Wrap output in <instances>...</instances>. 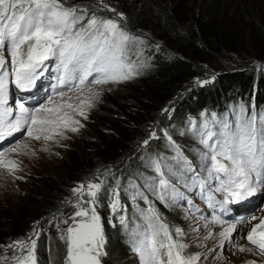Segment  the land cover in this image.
<instances>
[{
  "label": "snow or ice",
  "instance_id": "6c2138e0",
  "mask_svg": "<svg viewBox=\"0 0 264 264\" xmlns=\"http://www.w3.org/2000/svg\"><path fill=\"white\" fill-rule=\"evenodd\" d=\"M101 6L114 11L103 4V0ZM135 43L142 41L126 32L114 19L98 16L95 12L89 15L87 6L69 7L66 0H0V143L25 129L30 139L43 138L46 142L56 140L57 143V137L66 138L65 131H79L83 124L76 117L87 119V110L95 107V102L100 99L102 88L93 86L122 83L139 74L138 68L142 65L130 59ZM136 55H140L139 51ZM51 61H55L57 73L56 83L52 85L53 96L58 99L49 97L46 103L34 109L23 103L13 107L10 87L21 92L32 90L45 75ZM63 88H67V92L60 90ZM68 93H75V96ZM74 99L78 103H73ZM188 131L203 146L199 171L164 130L176 155L145 161V167L155 175L137 173L130 176L123 187L117 180L109 189L107 181L101 180L72 188L74 202L69 198L67 203L75 211L56 223L57 238L66 247L63 264H102V258L108 254L105 250L108 241L98 209L103 206L106 195L113 216L130 236L131 251L139 258V264H196L200 259L198 253L184 254L188 245L178 239L183 235L182 230L175 229L177 238L174 239L145 189L168 207L187 199L177 184L189 191L198 186L201 197L210 207L219 204L225 212L228 205L248 202L257 195L264 198V109L257 111L240 104L233 107L230 114L204 115L199 124L191 121ZM156 138V132L152 131L142 143L147 146ZM27 148V144H18L0 151V167L14 173L18 164L9 155ZM140 159L144 161L145 157ZM200 172H206V176L201 177ZM121 191L134 209L132 226L126 214L127 207L120 201ZM213 192L222 193L223 200L215 201ZM138 199L147 207L140 208ZM120 212L125 214L120 215ZM136 212L143 223L135 222ZM54 220L55 216L49 223ZM244 222L245 218L240 217L220 231L221 248L231 241L232 234ZM108 223L112 224V217ZM213 223L224 225L225 221L214 216ZM62 224L67 227H61ZM38 225L39 222L28 238L7 245L11 256H0V260L5 264H37V239L34 237L41 235ZM211 235L209 232L208 236ZM246 240L252 247H241L240 251L255 252L264 257V219L251 228ZM216 258H220L219 253ZM248 264H255V261Z\"/></svg>",
  "mask_w": 264,
  "mask_h": 264
},
{
  "label": "trees",
  "instance_id": "16d2710c",
  "mask_svg": "<svg viewBox=\"0 0 264 264\" xmlns=\"http://www.w3.org/2000/svg\"><path fill=\"white\" fill-rule=\"evenodd\" d=\"M69 1L66 0V4ZM222 1L103 0V4L114 9L113 12L122 13L130 22L129 29L137 34L144 33L134 28L152 24L154 35L164 44V47H160L161 52L168 48L173 56L165 59L157 52L149 56L152 67L144 75L148 76L146 89L143 92L117 96L114 104L110 103L100 111L99 117H94L92 129L84 131L87 143L83 149L70 150L68 164L60 166L58 174L50 177L49 174H43V178L41 175L40 178H33V188L21 201L9 209L7 205H2L3 210L7 209L0 214V230L8 225L16 227V222L24 223L25 232H0V256L7 257L11 254V250L6 248L10 242L9 237L26 239L39 222L41 235L37 240V264H63L66 247L57 238L56 223L67 219L75 211L67 203L69 198L74 202L72 188L88 181L101 180L107 181L106 187L109 189L117 180L122 187L126 186L130 176L137 173L148 176L145 161L149 156L171 157L166 152L170 147L164 130L194 152L197 145L191 140L197 138L188 131L191 121L198 124L204 115L211 117L212 113L222 116L240 100L247 108L253 102L257 107L264 104V65L255 69V65L246 56L242 57V54L253 55L257 52L256 43L251 41V35L247 31L235 32L227 17V13L232 11L234 20L250 21L247 27L257 37L264 39V27L255 21L262 14H241L240 11L244 12L246 9L243 3L234 4L227 12L230 6L224 7ZM70 4L87 6L89 14L97 12L96 15L101 17L109 11L102 8L101 0H71ZM149 40L155 43L154 39ZM203 81L207 83L201 84ZM132 108H136V115L131 114ZM127 119L128 124L132 122L128 130L122 125H125ZM111 130L125 135L114 150L108 141L100 140L97 136L101 135L100 131ZM152 131L156 132L157 138L143 146L141 143L149 138ZM94 140L101 141L96 142L97 147L93 150L94 157L99 160L97 163H101L99 167L98 164L87 163L81 158L90 153L92 146L88 147V143ZM141 157H145V160L142 161ZM120 199L126 200L122 195ZM108 203L106 195L102 200L103 206L98 209L99 213L108 215L104 223L108 241L105 248L108 254L103 257L105 264H137L127 257V252L131 251L129 242ZM172 215L174 220L179 221L175 211ZM54 216L56 220L49 223ZM110 217L112 224L108 223ZM8 219L13 222H8ZM132 260L134 261V257Z\"/></svg>",
  "mask_w": 264,
  "mask_h": 264
},
{
  "label": "rangeland",
  "instance_id": "374dc122",
  "mask_svg": "<svg viewBox=\"0 0 264 264\" xmlns=\"http://www.w3.org/2000/svg\"><path fill=\"white\" fill-rule=\"evenodd\" d=\"M71 1V0H70ZM70 1L67 2L66 6L71 7L72 4H70ZM222 4H224V7H229L227 12L230 11V8L236 4V3H243L245 4L246 9L244 12L240 11L241 14L244 15H255L261 13L262 16L259 17V20H255L257 23L262 25L264 27V0H226L222 1ZM83 4V3H82ZM83 6V5H82ZM197 6V5H196ZM241 10V9H240ZM93 13V12H92ZM90 13L89 15H91ZM97 14V12H95ZM104 18L108 19H114L116 20L120 27L123 28L126 32L131 34L132 36L139 37L142 43H135L131 47L130 52V59L133 61H136L137 64L142 65V67L138 68V75L134 76V78L127 80L122 83H109L103 86H93V87H99L102 88L101 95L99 101L95 102V107L90 108L87 110V119H84L83 117H76L78 118L81 123L83 124V127L79 129L77 132H70L65 131V137L64 139H61L57 137L58 143L56 140L52 141H44L43 138L40 140H34L30 139L26 135V129L22 131V133H17L14 137L9 138L3 143H0V151H4L8 148L14 147L18 144H27L28 148L25 150H22L17 153H11L9 155V158L15 160L18 164V167L15 169L14 173H9L7 169L0 167V214H2L5 210L2 208L7 205L8 209L12 208L17 204V202L21 201L25 195L28 194V191L33 188L32 179L39 177L43 178L44 176H47L49 174L50 176L55 175V173L58 174V170L60 169V166H63L65 163L68 164V155L71 149L80 148L83 149V146L87 141L85 142L86 133L85 130L92 129V125H94V117H99L101 115L100 111L104 108H107V105L114 104V102L117 101L116 97L120 95H127L129 93L133 94L136 91L143 92L146 89L148 76L144 77V75L150 71L152 67V61L151 58H148L149 56H152L155 52L160 53V55L165 59H170L173 56V52L166 48L163 52H161V46L164 47V44L162 40L157 38V36L154 35V30L152 24H149L145 26L144 28H134L136 31H140L141 33H144L143 35L137 34L136 32L129 29L130 22L127 20L126 17L123 15H117L113 11H107L106 14H102ZM228 22L230 21V25H232V29L237 33H249L251 35V41L256 43L257 52L253 53L251 55L250 53L242 54V57H247L249 61H251L252 65H255V69L262 68L264 65V39L257 37L254 32L249 29L247 26L250 21H247L245 19H238L234 20L235 16L232 14V11L227 13ZM128 21V22H127ZM252 23V22H251ZM145 35V36H144ZM154 39V44L149 38ZM139 51L140 55H136V52ZM250 65V64H249ZM56 67H55V61H51L49 63L48 69L45 71V75L37 82L36 88L38 85L44 80L48 82L49 84H41L39 88L36 90V96L38 97V104H26L27 102L32 101L29 96H26L25 94H22L21 91L14 88V86L10 87V103L15 107L16 103H23L26 107L29 109H34L36 107H39L41 104H44L47 102L49 97H53L54 99H58L53 96V90L52 85L56 83ZM91 79V77H90ZM48 87H44L47 86ZM43 87V88H42ZM33 88V89H34ZM48 88H50L48 90ZM65 92H67V88L60 89ZM68 95L75 96V93H68ZM73 103H78L75 99L72 101ZM243 104V101L240 100L239 103L236 105ZM246 106V105H245ZM110 109L112 107L109 106ZM233 107L229 108L225 113L231 112V109ZM249 109L256 107L253 104L248 105ZM129 112V111H128ZM131 114L136 115V108L130 109ZM223 116V115H222ZM203 118L198 122L202 123ZM128 119L124 124H122V121L119 123L125 126V128L128 130L129 127L132 126V122L128 124ZM128 124V125H127ZM101 135H98L100 140L108 141L110 147L114 150L118 148V145L121 144V139L125 137V135H119L118 133H114L111 131H100ZM172 140L175 141V143L180 147V150L183 152L184 156L187 157L189 161L193 163V166L199 171V166L202 163L201 157H200V151L202 150V145L199 144L198 140L195 139L194 141L191 140V142L194 143V145H197L194 148V152L190 150V148H186L184 144L171 136ZM83 140V141H82ZM94 140L93 142L88 143V147H91L90 153H87V155H83L81 158L86 161L87 163L92 162L93 165L98 164V167L101 163H97L99 160L97 157H94L93 150L97 147L96 142L101 141ZM168 143V140H167ZM143 144V143H141ZM144 146V145H143ZM170 147V146H169ZM196 149V152H195ZM166 152L172 157L176 155V152L170 147L166 149ZM156 157V155H151L148 157L152 158ZM147 159V160H148ZM172 163L175 162L173 161ZM148 176L155 175V173L150 169L147 168ZM44 174V176H43ZM201 177L206 176V172H200ZM40 178V177H39ZM187 179L189 184H191V175H187ZM173 183H176L175 179H173ZM215 183V182H213ZM177 187L181 192L184 193V195L187 197L185 200H179L174 204H170V206L165 207L164 204H162L159 200H157L152 194H148L145 192L146 195H148V198L153 201L156 208L161 214V218L166 223L171 230L173 234V238L176 239L175 236V229L179 228L182 230L183 235L178 237V239L186 243L188 247L185 249V255H192V254H199L200 259L196 262V264H248L249 261H255V264H263L264 263V257H260L259 255L255 254V252H248V251H240L241 247H252L246 240L247 234L250 231V228L247 225L246 217L245 222L240 224L237 228V231H235L232 234V239L230 242H225L224 247L221 248L219 246V233L223 230V226L220 224L213 223V217L214 216H223L226 218L225 214L228 212L230 214H234L235 212H239L241 210L240 207H236L235 205H228V211L225 212L221 209L219 204H216L215 208H212L205 204V199H203L200 195V189L197 186L193 190L189 191L187 188L183 187L182 184H177ZM146 190V189H145ZM147 191V190H146ZM122 196L126 198V200H121V203L126 205L127 207V217L130 222V226H132L133 221V213L134 209L132 207L131 201L128 199V197L123 193H121ZM120 195V198H121ZM206 195V193H205ZM213 196L215 197V201H222L223 200V194L222 193H215L213 192ZM263 199V206H264V198ZM189 201H191V205L189 204ZM214 201V202H215ZM137 203L140 205V208H146L147 205L144 203L143 200H137ZM4 205V206H2ZM255 208L252 210L254 211ZM175 211V214H177V217L179 218V221L174 220L172 212ZM120 215H124V212H120ZM102 217L103 224L105 223V220L108 219V215L105 216L104 214L100 213ZM251 216H248V219H250ZM247 219V220H248ZM262 219H264V209L262 212ZM8 222H13L12 220L8 219ZM119 223V220H117ZM135 222L136 223H143L141 220L139 213L136 212L135 214ZM4 223V222H3ZM14 226L11 228L10 225L2 228L0 232L2 234L11 233L12 231H16L18 233L25 232L24 230V223H16L14 222ZM61 227H67V226H61ZM39 228V227H38ZM105 228V225H104ZM222 228V229H220ZM41 231V229L39 228ZM11 231V232H10ZM106 231V230H105ZM33 232V230H32ZM122 232L127 237V241L129 242L130 236L128 233L124 231L122 228ZM211 232L212 235L208 236V233ZM58 235V233L56 232ZM208 236L207 239L205 237ZM40 237V236H39ZM39 237H34L35 239H39ZM15 240H22L20 237H9V244H11ZM130 246V243H129ZM131 247V246H130ZM211 250V251H210ZM220 254V258L217 259V254ZM128 259L131 260V262H135L139 264V258L132 252H127ZM11 256V254H10ZM10 256H7L10 258ZM132 257H134V261L132 260ZM38 262V259H37ZM106 262L102 258V264H105ZM0 264H5L4 260H0Z\"/></svg>",
  "mask_w": 264,
  "mask_h": 264
},
{
  "label": "bare ground",
  "instance_id": "6f19581e",
  "mask_svg": "<svg viewBox=\"0 0 264 264\" xmlns=\"http://www.w3.org/2000/svg\"><path fill=\"white\" fill-rule=\"evenodd\" d=\"M38 88H39V87H38ZM38 88H37V89H38ZM21 93H22V94H25L26 96L31 97L32 100L35 99V105L38 104L39 101L37 100L36 90H30V91H28V92H26V93H24V92H21ZM31 102H32V101H31ZM235 220H236V218H233V219L231 220V223H234ZM227 224H228V223L225 222V224L222 225V227H223V226L227 227V226H226ZM223 228H224V227H223ZM220 229H222V228H220Z\"/></svg>",
  "mask_w": 264,
  "mask_h": 264
}]
</instances>
